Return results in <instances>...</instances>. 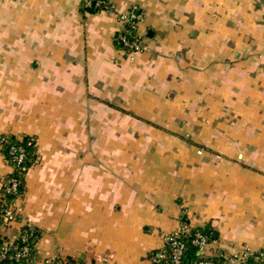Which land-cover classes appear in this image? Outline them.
I'll use <instances>...</instances> for the list:
<instances>
[{
	"label": "crops",
	"instance_id": "obj_1",
	"mask_svg": "<svg viewBox=\"0 0 264 264\" xmlns=\"http://www.w3.org/2000/svg\"><path fill=\"white\" fill-rule=\"evenodd\" d=\"M108 1L142 13L132 56L116 13L0 0V134L37 146L0 232L38 228L32 264H154L184 215L237 264L264 248V0Z\"/></svg>",
	"mask_w": 264,
	"mask_h": 264
},
{
	"label": "trees",
	"instance_id": "obj_2",
	"mask_svg": "<svg viewBox=\"0 0 264 264\" xmlns=\"http://www.w3.org/2000/svg\"><path fill=\"white\" fill-rule=\"evenodd\" d=\"M82 8L90 10V11H99L102 9V5L98 6H85L82 2ZM121 31L125 32L127 35H131V31H129L128 25H125ZM116 44L124 48L123 44L119 42L116 39ZM130 49V48H127ZM126 49V50H127ZM21 146L22 150L24 152L23 160L19 163H16L12 159V153H11V146ZM0 150L11 166V171L3 175L1 178L2 182H6L9 178H15L16 180V188L11 190H6L4 185L0 186V226L3 223V212L7 207L15 206V200L17 197L23 195L25 190V174L29 168V166L35 161L37 153V146H36V137L32 134H25L22 136H16L14 134H8V133H2L0 134ZM16 220H21V214L16 215ZM181 223H189V221L186 219L184 215L181 217ZM198 230L202 233H205L208 235L209 240L212 239L211 231L210 229H207L206 227L202 226H192L189 233L182 234L181 239L184 241L185 248L182 252L180 261L178 263H171V264H196V262L201 258V254L199 253V248L197 244L192 242L193 233ZM17 237L14 239V243L17 247H20L22 244L27 243L30 246V250L25 255L16 256V250L15 248H10L7 250L4 255H1L2 250V244L5 240L8 239V236L2 235L0 232V264H32L33 261V255L35 251V243L37 238L40 235V231L38 228L31 224H23L19 227V229L16 231ZM26 237L25 240H23V237ZM165 250V252L169 253L171 251V246L169 244H165L163 247H160L158 250L162 249ZM158 250H154L151 252V254L154 256L155 253ZM257 255V253H253L252 256L248 259V262H253L254 257ZM206 259H210L214 262V264H225L224 263V256L223 254H212V255H206ZM59 262V264H81L78 260L67 257V258H53L49 263L47 264H56ZM163 260L160 261H154V264H162ZM45 264V263H43Z\"/></svg>",
	"mask_w": 264,
	"mask_h": 264
},
{
	"label": "built area",
	"instance_id": "obj_3",
	"mask_svg": "<svg viewBox=\"0 0 264 264\" xmlns=\"http://www.w3.org/2000/svg\"><path fill=\"white\" fill-rule=\"evenodd\" d=\"M82 2L85 6L102 5L101 10L116 13L118 19L122 23L121 29L125 25H128L129 31L132 32L130 36L121 31V29L116 35V39L123 44L125 50L127 48H130L126 50L127 52H134L142 48L143 39L141 34L138 32V24L142 18V13L135 4L129 6L125 10H119L112 2L108 0H82ZM11 153L13 154L12 159L16 163H19L23 160L24 152L21 146H11ZM2 177L3 176H0V180ZM3 185L7 191L11 189L13 190L16 188V180L15 178H9L8 180H6V182L1 181V186ZM19 213L20 211L18 208H14L13 206L7 207L3 212L2 225H10L11 222L16 220V215ZM191 227L192 226L189 223H180V226L175 230L171 232H164L162 234L161 247H163L165 244H169L171 246V251L167 253L165 252V250H163V248L158 250L153 256L154 261L163 260L162 264L178 263L185 248V244L181 239V236L182 234L189 233ZM16 237L17 232H14L10 236H8L7 240L3 242L1 250L2 256L10 248H15L17 257L25 255L29 252L30 246L27 243L22 244L20 247H17L15 245L14 239ZM25 238L26 237L24 236L23 240H25ZM209 241L210 240L207 234L202 233L198 230L193 233L192 242L197 244L199 253L201 254V258L196 262V264H214L212 260L205 258V256L207 255L206 246L208 245ZM255 252L257 253V255L253 256V262H248L250 256H252V254ZM223 256L224 262L226 259H229V257L227 258L225 255ZM52 259L53 258H47L45 259L44 263L47 264ZM230 260H233V262H236L237 264H264V248L256 251H251L248 247H243L238 253L233 254ZM56 264H59V262H57Z\"/></svg>",
	"mask_w": 264,
	"mask_h": 264
},
{
	"label": "rangeland",
	"instance_id": "obj_4",
	"mask_svg": "<svg viewBox=\"0 0 264 264\" xmlns=\"http://www.w3.org/2000/svg\"><path fill=\"white\" fill-rule=\"evenodd\" d=\"M123 10H125V9H123ZM119 20V19H118ZM120 21V20H119ZM143 47H145V46H142V48H141V50L142 49H144ZM124 49V48H123ZM125 50V49H124ZM137 51H139V50H137ZM137 51H134V52H128V54L130 55V56H132L134 53H136ZM137 117H139V116H134V118L136 119ZM132 133V135H134L135 134V131H133V132H131Z\"/></svg>",
	"mask_w": 264,
	"mask_h": 264
}]
</instances>
